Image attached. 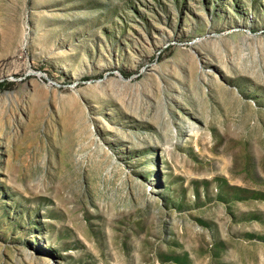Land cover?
<instances>
[{"label": "rangeland", "instance_id": "1", "mask_svg": "<svg viewBox=\"0 0 264 264\" xmlns=\"http://www.w3.org/2000/svg\"><path fill=\"white\" fill-rule=\"evenodd\" d=\"M0 264H264V0H0Z\"/></svg>", "mask_w": 264, "mask_h": 264}]
</instances>
